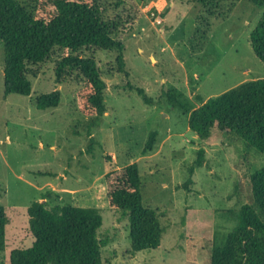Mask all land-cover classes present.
<instances>
[{"label":"rangeland","instance_id":"obj_1","mask_svg":"<svg viewBox=\"0 0 264 264\" xmlns=\"http://www.w3.org/2000/svg\"><path fill=\"white\" fill-rule=\"evenodd\" d=\"M114 2L108 0L107 9L126 23L119 40L129 76L118 73L114 51L79 52L96 59L107 84V112L99 119L78 110L84 82L77 71L57 82L64 55L59 48L31 67L30 96H6L0 43V204L9 217L0 264H10L12 250L33 245L27 210L36 200L97 209L103 217L99 237L107 241L102 264H210L215 241L235 229L243 205L253 204L251 175L264 166V153L218 130L202 140L164 94L177 89L199 108L244 82L264 79V63L250 43L263 10L249 0L213 7L198 0H122L118 8ZM129 84L144 89L152 103ZM53 91H60V105L39 110L37 98ZM153 132L155 148L145 154ZM200 149L203 165L191 176ZM134 163L143 204L159 210L164 227L160 247L138 253L129 221L110 209L107 198L108 173Z\"/></svg>","mask_w":264,"mask_h":264},{"label":"trees","instance_id":"obj_2","mask_svg":"<svg viewBox=\"0 0 264 264\" xmlns=\"http://www.w3.org/2000/svg\"><path fill=\"white\" fill-rule=\"evenodd\" d=\"M223 1L227 0H198V3L213 7ZM249 1L263 10L250 33V43L264 63V0ZM107 3L108 0H34L27 5L22 0H0L5 95L30 96L31 67L45 63L59 48L64 55L55 70L57 82L62 84L68 72L77 71L84 82L77 93L79 112L86 117H103L107 112V84L96 59L80 56L79 52L91 48L114 51L118 73L129 76L124 44L119 40L126 23L121 15L111 17ZM113 4L118 8L123 2L115 0ZM129 87L147 104L152 103L144 89L131 84ZM164 95L169 105L188 115L190 129L202 140H208L218 130L236 135L247 148L264 153V79L244 82L208 99L199 108H194L177 89ZM60 103V91H53L38 97L36 107L47 110L57 108ZM157 136V132L150 134L145 154L154 150ZM204 152L199 150V157L190 169L191 176L195 168L203 165ZM107 180L109 207L129 221L133 252L158 249L164 234L161 214L143 204L138 164L109 172ZM251 187L254 205H243L237 213L235 229L219 244L215 241L210 264H264V166L251 175ZM27 213L34 243L27 249L12 250L10 264H102V249L107 241L99 237L103 217L97 209L72 204L51 206L48 201L36 200ZM8 224L6 208L0 204V255L7 247Z\"/></svg>","mask_w":264,"mask_h":264}]
</instances>
